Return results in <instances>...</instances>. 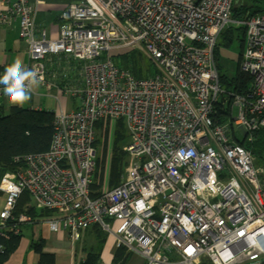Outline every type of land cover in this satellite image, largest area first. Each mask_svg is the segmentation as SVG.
Segmentation results:
<instances>
[{
    "label": "built area",
    "instance_id": "1",
    "mask_svg": "<svg viewBox=\"0 0 264 264\" xmlns=\"http://www.w3.org/2000/svg\"><path fill=\"white\" fill-rule=\"evenodd\" d=\"M235 2L76 0L50 37L36 23L45 0H0V24L19 28L25 68L42 84L48 55L83 70V87L71 90L80 106L54 112L48 150L14 155L1 177L0 237L30 220L14 216L27 192L35 207L53 211L51 230L78 240L99 225L145 264H264V169L234 131L251 140L264 130V12L235 20ZM230 25H245L239 68L253 77L247 96L219 79L215 47ZM135 47L155 74L136 78L113 62L115 50ZM114 118L124 121L129 162L118 185L92 197L95 124Z\"/></svg>",
    "mask_w": 264,
    "mask_h": 264
},
{
    "label": "crops",
    "instance_id": "2",
    "mask_svg": "<svg viewBox=\"0 0 264 264\" xmlns=\"http://www.w3.org/2000/svg\"><path fill=\"white\" fill-rule=\"evenodd\" d=\"M45 1L46 3L40 6L37 11L36 23L38 28L47 29L50 37H56L62 23L60 12L68 3L76 0ZM16 59H20L26 67L28 54L19 28L16 25L0 24V76ZM44 64L46 83L34 88L31 93L32 98L23 105L10 104L5 97H0V115L10 114L13 107L52 112L60 108L68 111L79 108L80 100L71 90L83 87L81 80L83 70L80 63L66 55L52 54L45 58ZM5 171L2 168L0 180ZM4 199L5 195L0 190V210L3 207ZM53 214H42L20 223L19 242L6 260L0 264H39V254L32 248L33 242L41 243L43 252L54 254L55 262L53 264H84L88 254H95L96 264H115L122 259L121 256L126 257L125 264L129 262L145 264V260L141 256L127 252L125 249L121 254L115 247L114 236L108 232L102 236L85 230L78 240H74L66 229L51 230L46 220ZM96 226L100 227L92 225V227Z\"/></svg>",
    "mask_w": 264,
    "mask_h": 264
},
{
    "label": "trees",
    "instance_id": "3",
    "mask_svg": "<svg viewBox=\"0 0 264 264\" xmlns=\"http://www.w3.org/2000/svg\"><path fill=\"white\" fill-rule=\"evenodd\" d=\"M255 4L245 5L241 2H235L232 8V17L235 20H244L248 15H255L264 12V4L262 0H255ZM262 4V5H260ZM233 26L234 30L241 29L243 33L242 43L245 37V25H230L220 35V42L215 47V59L218 58V45L228 46L233 41ZM243 45V44H242ZM241 56V55H240ZM218 65V63H217ZM219 69V65H218ZM219 79L222 87L230 92L238 93L247 96L251 93L253 77L245 72H242L238 67L236 74L228 76L219 72ZM231 100V99H230ZM220 111H222L220 109ZM54 112L46 110H35L20 107H13V110L8 115H0V166L3 170L11 168L12 158L17 154L24 153H39L48 150L53 134ZM104 121L101 119L96 122L95 128H101ZM96 140L95 142H97ZM240 144L249 148L254 155L257 165L264 167V130H256L252 133L251 140L243 138L238 139ZM127 143V138L124 135V123L118 119L115 122V129L112 138L113 153L110 157L108 166V185L114 187L119 184L123 169L127 165V155L123 151V145ZM104 150L107 148V142L103 143ZM97 160L96 180L90 186L91 196L96 197L101 193L103 177L105 173L106 158L104 156ZM105 163V165L103 164ZM256 164V163H255ZM99 175V176H98ZM53 211L47 209H39L32 204L31 197L27 192H23L19 197L14 209V216L25 214L30 219L42 214H51ZM15 225V222H11ZM20 224L16 223L19 228ZM9 238L0 237V244L4 250L0 252V263H2L10 252L17 246L21 237L20 232L13 233L9 230ZM32 248L39 254V264H53L55 256L51 253L42 251V244L33 242ZM123 254V248H117ZM120 256V255H119ZM127 256V255H126ZM115 264H125L126 257H120ZM95 254H88L84 264H96Z\"/></svg>",
    "mask_w": 264,
    "mask_h": 264
},
{
    "label": "rangeland",
    "instance_id": "4",
    "mask_svg": "<svg viewBox=\"0 0 264 264\" xmlns=\"http://www.w3.org/2000/svg\"><path fill=\"white\" fill-rule=\"evenodd\" d=\"M239 2H241L242 4L245 5H252L255 4V0H239ZM263 4H264V0H262ZM262 5V4H260ZM242 39H243V33L241 29L238 30H234V26H233V41L228 45V46H223V45H218V58H217V63L219 65V72L221 74L224 75H228V76H233L234 74H236L237 69L239 67V61H240V55L242 53L243 50V43H242ZM221 40L219 39V42ZM112 60L113 62L117 65L120 66L121 68H125V69H129L130 71H132L133 75L136 78H143V77H148L151 76L153 74H155V72L157 71V68L155 67L154 63L152 62V60L149 58V56L145 53V51L142 48H125V49H117L113 52L112 54ZM239 112V109L237 107H234L232 110V114L233 116H237ZM120 119V118H114V119H102L104 121V125L101 128H96V140H98L97 142H95V147H96V156H95V160H96V168H95V173H94V181L96 180V172H97V160L100 159V157L103 158L104 156V151H105V157L106 158V165L105 163H103L105 165V173H104V177H103V184H102V188H112L109 187L108 185V180H109V176H108V166L110 163V157L111 154L113 153V149H112V138H113V133H114V129H115V122ZM122 120V119H120ZM122 122L124 123V121L122 120ZM234 131H235V135L239 140H242L243 138H245L244 134L241 132V130L239 129L238 126H234ZM124 135L126 136L125 133V125H124ZM95 140V141H96ZM107 142V148L106 150H104V146L103 143ZM128 143V141H127ZM126 145V144H125ZM123 145V148L124 146ZM127 155V163L129 162V155ZM101 158V159H102ZM256 165L258 164V162H255ZM259 167H262L261 165H258ZM264 169V167H263ZM125 168L123 169L122 175L124 174ZM2 172V167L0 166V173ZM99 176V175H98ZM262 179L264 180V171L261 175ZM122 178V176H121ZM121 181V180H120ZM85 230H89V232L92 233H96V234H100L102 236L106 235L107 232H105L104 230H102L100 227H89L86 228L82 231V233ZM141 261V259H140ZM128 264H132L131 262H129Z\"/></svg>",
    "mask_w": 264,
    "mask_h": 264
},
{
    "label": "clouds",
    "instance_id": "5",
    "mask_svg": "<svg viewBox=\"0 0 264 264\" xmlns=\"http://www.w3.org/2000/svg\"><path fill=\"white\" fill-rule=\"evenodd\" d=\"M42 83L43 76L37 70L25 68L23 62L16 59L0 76V91L8 103L23 105L32 98L33 89Z\"/></svg>",
    "mask_w": 264,
    "mask_h": 264
},
{
    "label": "water",
    "instance_id": "6",
    "mask_svg": "<svg viewBox=\"0 0 264 264\" xmlns=\"http://www.w3.org/2000/svg\"><path fill=\"white\" fill-rule=\"evenodd\" d=\"M236 2L238 3V2H239V0H236Z\"/></svg>",
    "mask_w": 264,
    "mask_h": 264
}]
</instances>
